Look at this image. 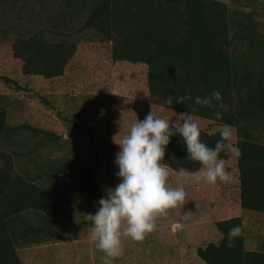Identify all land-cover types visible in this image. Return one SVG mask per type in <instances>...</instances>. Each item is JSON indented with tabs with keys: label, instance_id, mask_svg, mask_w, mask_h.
<instances>
[{
	"label": "trees",
	"instance_id": "16d2710c",
	"mask_svg": "<svg viewBox=\"0 0 264 264\" xmlns=\"http://www.w3.org/2000/svg\"><path fill=\"white\" fill-rule=\"evenodd\" d=\"M0 2V24L16 30L7 56L18 67L15 77L0 76L13 92H28L33 77H61L75 59L76 37L91 33L105 44L108 62L145 66L151 102L177 116L191 114L208 146L219 139L221 123L231 125L237 138L231 143L241 153L233 156L240 214L215 221L219 239L196 247L195 255L203 264H264V145L257 135L264 126V30L253 9H231L220 0ZM214 90L222 101L194 102ZM7 108L1 99L0 264H22L21 247L78 240L91 222L77 212V199L98 203L106 192L95 179L98 156L63 153V135L13 123ZM217 112L221 119L213 123ZM173 134L164 162L170 170L197 171L200 165ZM236 225L240 233L229 238Z\"/></svg>",
	"mask_w": 264,
	"mask_h": 264
},
{
	"label": "rangeland",
	"instance_id": "374dc122",
	"mask_svg": "<svg viewBox=\"0 0 264 264\" xmlns=\"http://www.w3.org/2000/svg\"><path fill=\"white\" fill-rule=\"evenodd\" d=\"M220 1L231 9H253L264 30V0L255 4L253 0ZM15 31L0 24V76L14 78L18 68L16 62L7 59ZM76 41L75 59L61 77L27 79L29 91L25 93L13 92L0 82V100L8 102L11 122L27 123L63 135L67 141L63 153L69 150L68 154L87 160L98 156L95 179L106 192L119 182L115 175L118 169L114 164L119 148L114 141L122 138L136 119L143 120L151 110L155 117L168 119L170 123L179 121V118L151 102L145 66L108 62L105 44L91 33L76 37ZM77 127L83 132H79ZM84 131L90 133L89 138L83 135ZM257 135L264 145L262 124ZM232 139L237 138L232 136ZM225 167L232 176L230 182L185 184L183 204L158 217L155 229L142 241L122 238L123 252L114 264H203L196 257L195 249L219 239L215 221L240 214L237 171L230 152ZM169 181L172 187L177 186L172 171ZM76 203L77 212L85 219H88L86 215L95 213L98 205L90 199H77ZM186 210L191 214L184 219ZM89 231V227L84 228L76 241L21 247L18 250L21 263L102 264L103 253L89 238ZM261 239L264 241V234Z\"/></svg>",
	"mask_w": 264,
	"mask_h": 264
},
{
	"label": "clouds",
	"instance_id": "9594fccd",
	"mask_svg": "<svg viewBox=\"0 0 264 264\" xmlns=\"http://www.w3.org/2000/svg\"><path fill=\"white\" fill-rule=\"evenodd\" d=\"M184 99L180 97L176 103H182ZM213 100L222 101L219 91L214 90L211 96L204 98L196 97L194 102L211 105ZM166 103H173L171 96ZM178 116L181 117L179 121L170 123L168 119L155 117L151 110L143 120L136 119L122 138L114 141L119 148L114 158L119 182L99 199L95 213L86 215L91 222L89 238L103 253L102 264H114L122 255V238L142 241L155 229L158 217L183 204L185 184L214 185L232 180L225 160L220 156L224 151L236 158L241 155L239 147L231 143L232 126L221 123L218 126L219 139L210 147L200 139V127L191 114L184 112ZM220 119V113H215L213 123ZM174 132L183 140L186 157L200 165L197 171L183 167L170 170L164 162ZM170 171H175L176 187L170 184ZM190 214L191 211H184V219ZM240 231L236 225L227 235L231 238Z\"/></svg>",
	"mask_w": 264,
	"mask_h": 264
}]
</instances>
